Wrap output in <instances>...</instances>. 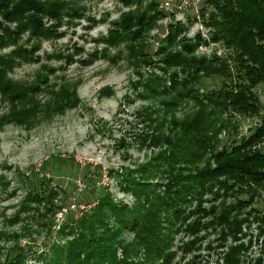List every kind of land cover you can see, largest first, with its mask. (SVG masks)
Segmentation results:
<instances>
[{"label": "trees", "instance_id": "1", "mask_svg": "<svg viewBox=\"0 0 264 264\" xmlns=\"http://www.w3.org/2000/svg\"><path fill=\"white\" fill-rule=\"evenodd\" d=\"M117 1L132 9L111 20L92 40L95 48L75 59L80 52L75 43L70 53L37 52L42 41L61 38L83 17L82 0H0V131L4 125L29 131L78 106V80H49L73 62L91 65L99 57L107 59L108 49H114L112 62L120 60L121 47L132 64L158 69L132 84L134 96L145 102L135 115L142 128L132 138L137 149L152 150L142 163L113 172L117 190L132 200H114L106 185H98L78 194L80 201L63 204L66 183L53 187L43 166L33 175L13 170L21 192L11 214L0 213V242H12L0 264H24L29 243L16 241L39 230L47 241L45 252L37 254L40 264H200L196 253L206 236L212 238L203 248L215 250L227 239L236 240L240 224L264 232V211L254 206L264 198V0H200L196 8L208 29L207 42L224 50L208 56L195 55L205 40L198 33L192 40L184 37L186 25L172 21V13L163 39L145 53V35L164 15L155 8L158 0ZM85 21V29L95 24L88 17ZM53 59L62 64L49 66ZM29 63L37 68L28 82L9 78L14 67ZM203 79L218 83L203 90ZM102 95L112 92L103 86L96 96ZM245 119L254 122L240 132ZM89 172L83 168L76 179L89 181ZM99 173V168L92 172L97 180ZM7 185L0 173V193ZM77 203L87 209L72 214L68 206ZM60 210L63 219L55 224ZM16 224L17 230H4ZM223 247L215 250L216 264H238L242 245Z\"/></svg>", "mask_w": 264, "mask_h": 264}, {"label": "rangeland", "instance_id": "2", "mask_svg": "<svg viewBox=\"0 0 264 264\" xmlns=\"http://www.w3.org/2000/svg\"><path fill=\"white\" fill-rule=\"evenodd\" d=\"M83 17L76 21V25L68 30H65L61 38L53 42L42 41L41 48L37 52L41 56L42 52H56L70 53V46L75 43V47L79 50V55H74L75 59L83 58L84 54L90 53L95 48V43L92 41L97 38L98 34H104L108 28V23L117 18L121 13L132 7H123L117 0H82ZM195 5V4H194ZM194 5L189 4L186 23H179L186 25L185 31L182 33L184 37L192 40L196 33L203 37L205 43L200 42L196 49L195 55L202 54L208 56L211 52L217 55H222L224 50L216 43H208L206 36L207 28L198 19L200 29H197L193 20L189 19L188 15L194 13ZM196 7V6H195ZM157 8V6H155ZM158 9V8H157ZM159 10V9H158ZM165 13V12H164ZM166 15V14H165ZM165 15H162L164 17ZM85 17L92 19L95 24L89 29H85L83 25L86 23ZM103 18V22L98 19ZM161 17V18H162ZM145 35V53H152L155 46L154 40L160 42L156 38L155 29L162 27L156 24ZM178 23V22H177ZM157 25H159L157 27ZM60 30H64L61 27ZM101 44H98L100 46ZM96 47V49L98 48ZM118 50L122 53L120 60L111 61L113 59L114 49L107 50V59L99 57L91 65L85 67L79 66L73 62L65 71L56 70L54 75L49 77L50 82H57L60 77L65 81L78 80V86L75 88L76 95L80 99L79 105L71 110L64 111L63 114L52 118L50 121H45L38 126H34L31 130L26 131L21 127L4 125L0 131V173L3 174L4 180L8 182L5 193H0V213L11 214L14 206L18 203L20 197V190L17 187V182L14 179V171H22L25 175H33L36 171L43 170L42 174L45 178L50 179V184L53 187L63 186L66 183L67 199L63 204H71L73 201H80L78 194L82 192L90 193V187L104 186L114 200H122L124 203H129L131 197L129 195H122L117 190V185L114 181L113 172H117L120 167H129L138 165L143 162L148 155V150L151 148H136V142L132 138V134H136L142 125L137 121L135 115L145 102L134 96L132 84L137 79L147 76L151 72L158 73L157 68L152 67L146 63L133 62L126 58L125 52L121 47ZM5 51V50H3ZM44 61V58H41ZM111 61V62H110ZM47 64L52 67L61 65L62 61L59 59L48 61ZM37 65L29 63L28 65H21L14 67L10 77L12 80H19V82H28L33 74L36 72ZM156 72V73H155ZM167 81L165 84L167 85ZM218 81L202 80L201 89L209 90ZM105 86L110 89L112 95L97 97V90ZM135 92V90H134ZM264 101L263 98H260ZM3 105L0 104V112L3 110ZM181 111L176 113L179 116ZM254 120L245 119L240 126V132L244 131L246 126H250ZM222 140L227 138V135L222 131L218 133ZM124 143L123 147L120 143ZM126 146V147H124ZM62 158L76 164V168L70 167L65 163H58ZM7 166L8 169L3 167ZM43 166V169L40 168ZM83 168L90 170L89 181L80 182L76 179L80 175L77 174ZM99 168L100 173L97 178H94L92 172ZM80 169V170H78ZM109 172V173H108ZM16 188L12 195L7 194L9 190ZM257 210L264 211V198H260L254 202ZM72 205L68 206L69 210L75 213L87 209V206L77 203L74 208ZM63 211H59L54 216L55 224L63 219ZM1 223V221H0ZM19 224L14 226H7L4 230H17ZM4 228V227H2ZM43 230L37 233H31L29 236H22L16 242L22 246L23 243H29V252L24 254V264H40L38 252H45L47 241H45ZM180 235L175 236L172 246L176 245V241ZM236 240L230 242L228 239L222 243L223 246L234 243L241 244L243 250L237 255L238 264H255L256 261L260 264L264 261V232L259 234L254 228V224L249 223L247 226L243 223L239 226V231L236 232ZM52 237L50 236V239ZM210 235L206 236L200 243V249L196 253L200 256V264H216L215 250L222 252L226 247L221 245L216 246L215 250L210 248H203L205 240L211 239ZM12 242H0V260L3 258L2 254L7 246ZM215 247V243L211 241L209 244ZM116 258L120 257V252L115 250ZM177 256V255H176ZM257 259V260H256Z\"/></svg>", "mask_w": 264, "mask_h": 264}, {"label": "built area", "instance_id": "3", "mask_svg": "<svg viewBox=\"0 0 264 264\" xmlns=\"http://www.w3.org/2000/svg\"><path fill=\"white\" fill-rule=\"evenodd\" d=\"M200 0H158L156 2V6L159 10H162L164 13V17L160 18L156 21V24L162 25L158 29H155V36L156 38L163 39L166 33V25L168 20L170 19V13H172V21H176L178 23H186L185 16L187 17L188 6L189 4L194 5V13L188 15L189 19L193 20L194 25L197 26V29H200V23L198 22L199 16L197 12V5L199 4ZM196 6V7H195ZM157 25V27L159 26ZM203 38V37H202ZM158 43L157 40H154V44ZM158 70H156L157 72ZM155 72V73H156ZM168 84V83H167Z\"/></svg>", "mask_w": 264, "mask_h": 264}]
</instances>
